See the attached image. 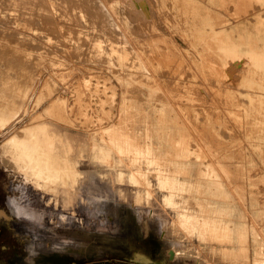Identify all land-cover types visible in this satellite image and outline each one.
I'll use <instances>...</instances> for the list:
<instances>
[{
  "label": "rangeland",
  "instance_id": "374dc122",
  "mask_svg": "<svg viewBox=\"0 0 264 264\" xmlns=\"http://www.w3.org/2000/svg\"><path fill=\"white\" fill-rule=\"evenodd\" d=\"M103 1L107 5L108 9L106 8V11L110 12L107 13L110 14V19L113 18V25L116 27L114 29L112 25L110 29L112 28L118 32L116 33L118 38L121 37V39H118V43L114 41L115 44L113 41L109 44V39L106 40L108 37L105 36L87 37L86 39L84 34L88 32V29L92 33L99 29L97 26L95 27L96 30L94 27L88 28L89 26L86 25H82L83 27L80 25L79 29L69 27L68 23L70 24V22L68 20L76 17L78 12L68 10V8L65 9L56 0H43L41 4L37 1L38 6H45L42 16L47 21H50L48 25L45 22L36 24V21L34 22L36 25H33L34 23L24 24L25 19L35 20L36 14L31 15L27 14L26 11H22L23 15H21L22 13L15 9L18 5H21L19 3L21 1L0 0V29L2 28L0 31H5L3 33L0 32V55L6 59L10 51L16 53V55L21 53V59L25 58V62H22L20 57L16 58L18 55L13 54L11 56V52L8 56L13 58L16 56L14 59L21 61L23 65L26 63L24 66L22 65L23 73L27 74L31 71L33 73L34 71L33 75L36 76L38 74V77L36 76L35 78L37 82L34 81L36 83H34V89L32 87V91L29 94L28 103L25 108L17 113L16 121L11 122L10 119L8 123H4L0 120L2 123H0V211L3 212V215L0 214V264H202L201 262L204 261L202 257L207 255V257L212 255L213 259H209L208 263L204 261L203 264H216V261H218V264H220L219 261L222 264H232L234 262L235 249L237 248L236 243L238 244L237 239L228 238L226 240L224 238L223 240V238L214 236L205 224V220H208V218L215 219L219 217L225 220L229 217L231 220L228 219L230 221L229 225L232 228L239 225L247 227V241L243 240L242 245L247 247V250L244 249L243 251L248 256L252 252L253 247H255V243L249 238L251 237L250 232L257 233L256 236L264 245V80L256 79L257 75H254V65L251 62V56H244L235 52L239 50V48L235 47V44L239 47V44L243 42L241 31L237 30L235 20L237 17L238 19L245 17L244 19L246 20V13L248 17L252 18L251 13L255 12L253 14L260 18L258 20L259 23L256 24L249 20V25L251 29H255L256 32L259 31L258 33L250 32L248 39L250 42L257 40L256 43L264 44V17H262V14L264 16V0H246L248 3L245 0H240L243 3L239 0H232V7L230 6L227 16L224 15L223 9L220 7L219 1L221 2V0H208L209 3L207 0H205V3L203 2L204 0H199L200 3L198 0H195L197 2L188 0L189 5H194H192V8L195 9L196 14L200 13L199 18H201L197 21L201 22L202 26H205L207 22H219L220 17L225 20L227 18V22H234L232 26L235 29L230 31L231 37L229 40L226 34H223L220 30L216 29L218 32H214V22L211 27L207 26L209 23L206 24V29L203 27L205 31L202 27H199L200 30L196 28V26H201L195 22L196 18L191 20V22L185 23L183 21L182 23L178 14H173L180 8L179 5L181 6V4H171V6L167 7L165 0H153L154 2L145 0L148 3V13L152 14L153 12L154 14L151 16L149 13L151 19L148 17L147 21L150 20V28L148 26V30L145 27L146 29H144L145 32L143 33V30L136 25L135 30H133L135 32L132 33L130 25L118 21L116 19L117 14L113 10V7L117 3L121 4L123 0H110V2L113 1L111 4L110 2L107 4L109 0H106L107 2ZM201 1L206 5L204 8ZM235 4L238 6L242 5L243 9L236 7ZM248 5L251 6L249 7ZM247 6L248 9L246 8ZM206 7H210V10ZM251 7L254 11H252ZM155 8L161 16H159ZM244 8H246L245 11ZM166 9H168L167 12ZM181 9L183 8H180V11H182ZM212 9L214 10L212 11ZM218 9L219 11L217 12ZM236 10H240L239 14ZM177 11L179 12V10ZM230 11L233 13L232 15H238L236 17L230 16ZM168 14L170 18H168ZM171 14L173 17H171ZM210 16L213 18L215 16V20H217H211L213 18ZM152 18L156 20H152ZM166 19L169 20L166 22ZM207 19L210 20L208 21ZM8 20L11 21L9 22ZM203 21L207 22L204 23ZM114 23H117L116 25L120 27ZM180 23L183 26L185 24L184 27L188 26L190 28L181 27ZM191 23L196 25L194 29ZM38 24L39 26H37ZM45 26H48V28ZM127 27H129L130 32ZM212 27L214 28L212 29ZM154 28L157 30H153ZM156 31L159 33L157 36L155 34ZM209 31L211 33L214 32L216 36L221 34L220 39L216 41L219 44L215 43L217 38ZM179 32L181 37L177 35ZM7 33L16 34L20 38L22 35V38L28 37L29 40L23 38L26 43L23 41L21 43V38V40H17V43L15 42L16 38L13 37V39L8 36L6 37L9 38L7 43H4L1 39ZM151 33L157 38L155 36L152 37ZM218 33L219 35H217ZM139 34L142 36H139ZM38 35L42 38V41H40L41 39ZM159 35L160 37L164 35V38L161 37L159 39ZM43 36L46 37L44 40ZM117 37L114 35L112 39L115 38L117 41ZM162 38L168 42H164ZM11 39L14 41L12 42ZM135 39L141 40V43L138 41V46ZM211 39L215 44H212ZM83 40L85 42L93 40L92 44H96L85 47ZM146 40H148V43H146ZM29 41H32V44ZM59 41L63 44L59 43ZM142 41H145L143 42L145 43L144 45ZM44 42L46 45L43 44ZM210 42L211 45H209L212 48L209 45V48L207 47ZM39 43L41 46L43 45V49L40 48L42 51L46 52L47 50L46 53L48 51L53 52L50 54L51 56L49 53L46 54L49 55V58L56 59V62L59 61L58 63L63 64V66L54 67L53 69L46 66L44 68V61H40V56L39 61L38 59L35 60L36 56L43 54L40 49V52H38ZM50 43H54V48ZM69 43L73 44L72 48ZM165 43H168V45H164ZM20 44H25L24 46L28 48L25 47V50H30L31 52L35 50L36 56L33 55L34 52H25L24 47ZM35 44L36 46L38 45L37 50L34 47ZM47 44L50 46H47ZM58 44L60 45L59 49L58 47L55 48V45L58 46ZM130 44L132 47H130ZM112 45L113 49L109 48ZM202 45L204 46L202 47ZM67 46L71 48V51H69L70 49ZM30 47L34 48V50ZM76 47H80V49ZM13 48L15 51H13ZM60 48L63 50L60 51ZM84 48L86 49L85 55ZM103 48L107 49V51ZM136 48L140 50L139 52L142 51L140 54L143 56L139 54ZM192 48L197 50L195 51ZM158 51L162 53L161 59H159V54L161 53ZM152 52H156V54H153L155 57L151 58ZM163 53L166 55L163 56ZM195 53H199V55ZM68 54L71 57L67 56ZM46 55L43 56L44 59L48 57ZM146 56L149 57L146 60L153 61L146 62L144 59ZM142 57H144V60ZM156 57L158 58L156 59ZM59 58L63 62H60ZM140 59L142 60L140 61ZM36 61L37 63L39 62V65L42 62L43 67L42 65L39 66ZM100 61H104L102 63L105 65L100 63ZM142 61L146 63L144 64ZM97 63L98 65H96ZM122 63L124 66H135L134 70L129 69L131 74L128 71L124 72L127 66L120 67L119 64ZM159 64L161 65V70L159 69ZM231 64L233 67L228 66ZM143 65L149 68L145 67L146 70ZM142 68L145 69L146 73L150 71V75L157 86L161 84L158 86L159 90L163 93L164 98L167 99L166 101L171 109H173L177 117V124L184 128L186 132L187 141H189L187 146L192 150L191 159H189L187 165L176 164V160L179 158L175 155L172 156L173 153L171 151L167 153V150H164L165 154L163 150L159 151L155 129H152L153 131L150 130L152 132L149 133L148 129L152 122H150V117H146V114L144 115L148 109L143 101L142 92L140 91L141 87L139 88L136 85L137 88H135V84H133V82L136 83V79L142 76L139 73V71H143ZM110 69H113L112 72ZM152 71L155 72V76ZM121 73L122 75H120ZM117 75L120 76L118 77ZM131 75H133V78ZM10 78L12 81L15 78L12 72L10 70L6 71L5 68H0V118H9L10 115L7 108L8 97L6 96V89H3L5 85H9ZM132 79H135V81L132 82ZM122 80L124 81L122 82ZM47 81L54 83V90L50 93L52 95H49L43 102L36 105L34 100L39 96L38 94L46 90L44 86ZM104 85L105 87H110V89L106 88V90H103ZM128 87L129 90L127 89ZM23 90L25 94L27 89L23 88ZM110 90L114 91L116 102L113 106L103 109L100 106L101 98ZM58 98L61 99L59 100ZM129 99L130 101H128ZM134 103L136 104L135 106ZM138 105L139 107L145 106L142 107L143 110H140ZM45 110L48 112H45ZM147 115L149 116V111ZM143 117L147 120H144ZM35 118H38V121L44 126L46 131L54 130L60 132L59 134L62 133L61 139H66V142L73 149L71 158L72 160L74 159L73 162L75 161L74 168H70L69 163L56 158V167L59 172L61 170H69V178H65L64 173H61L59 177L51 174L47 175V173L46 175L34 174L31 171L32 169H30L31 163H29L28 168L30 172L27 167L19 166L21 153L14 147H10L8 140L13 133L19 132L20 128L26 126ZM121 124H123L124 128ZM114 130H117L118 133ZM125 130L127 132L130 130L128 133H131L128 134ZM123 133H125V137ZM147 134L154 137H149ZM127 139H130V141ZM105 142L110 146L112 145V157L110 156L109 160L101 163L93 157L91 146L93 143L97 146H102V143ZM6 150H11V153L9 152L11 156ZM120 150L122 153H120ZM213 150L214 153H212ZM193 151L198 154L195 155L196 157ZM197 151L200 152L198 153ZM3 154L9 158H5L6 156ZM164 155H170V157L167 156L168 159H166ZM200 156L203 158L201 159ZM2 161H4L5 165ZM210 162H214L213 164L217 165V171L223 177V180L229 183V192L233 197L231 206L233 209L235 208L230 216L225 213L224 207L227 205L225 200L221 201V198L218 199L217 197H213V199L211 195L209 200V193L207 195L206 192L202 193L197 187L191 186V181L194 182L199 179L197 171L201 172L205 167H211L209 166L212 165ZM200 167L202 169H199ZM207 196L209 201L206 198ZM215 211H217V215ZM219 211H221L220 215L226 218L218 216ZM224 251H226V254L222 253ZM248 251L250 252L248 253ZM222 254L225 256L223 257ZM227 259L229 261L231 259V261L229 262Z\"/></svg>",
  "mask_w": 264,
  "mask_h": 264
},
{
  "label": "bare ground",
  "instance_id": "6f19581e",
  "mask_svg": "<svg viewBox=\"0 0 264 264\" xmlns=\"http://www.w3.org/2000/svg\"><path fill=\"white\" fill-rule=\"evenodd\" d=\"M13 1H17V2H19V1H21V2H19V3H21V5H18L15 9L16 10H18L19 12H21L22 13V11H26L27 12V14H31V15H34V14H36V18H35V20H31L30 18L29 19H25V22H24V24H33L35 21H36V24L37 23H39V22H42V23H46V25H48V23L50 22L49 20L47 21V19L46 18H43V16H42V14L44 13V10H45V6L43 5H41V6H38V3L39 4H41L42 2H43V0H13ZM37 1H38V3H37ZM55 1V0H54ZM56 1H58L60 4V6H63L65 9L66 8H68V10L70 9V10H73V11H75V12H78V14H77V16L76 17H74L72 20H68V18H66L67 20H68V22H70V24L68 23V25H69V27H73V28H75V29H79V26L81 25H86V26H89L88 28H90V27H94V29H95V27L97 26L99 29H95L96 31H93L92 33H90L89 32V29H88V32H86L84 35H86V39H87V37H99V36H105V37H108V38H106V40H108L109 39V44H111L112 43V41H113V43H114V41L115 42H117L118 43V39L120 38L121 39V37H117L118 36V34H116V33H118V32H116L115 30H113L112 28L110 29V26L112 27V25H113V21H112V19H110V14H108V13H110L109 11H106V4H105V2L103 1V0H56ZM106 1V0H105ZM114 1V0H113ZM113 1H111V2H113ZM192 1H195V0H191V2ZM208 1V0H207ZM210 1V0H209ZM209 1H208V3H209ZM212 1V0H211ZM218 1V0H217ZM240 1V0H239ZM248 1V0H247ZM246 0H245V2H247ZM251 1V0H250ZM256 1V0H255ZM107 2V1H106ZM109 2H110V0L107 2V4H109ZM111 2H110V4H111ZM152 2H154L153 0H152ZM159 2V1H158ZM165 4H167V7H169V6H171V4H175V5H179V4H181V6L179 5V7L180 8H183V9H181L182 11H180V8L179 9H177V10H179V12L176 10V12L175 13H173V14H178V16L180 17V19L182 20V23H183V21H185V23H188V22H191V20H195V18H196V21L195 22H197V24L199 23L197 20H200V18H199V14L200 13H198V15L196 14V11H195V9L194 8H192L194 5L193 4H191V5H189V1L188 0H165ZM195 2H197V1H195ZM198 2H199V0H198ZM204 3H205V0L203 1ZM215 2V1H214ZM213 2V3H214ZM234 2H236V1H234ZM233 2V3H234ZM241 2V1H240ZM240 2H236V3H240ZM245 2H244V4H245ZM194 3V2H193ZM200 3V2H199ZM201 3H202V1H201ZM216 3V2H215ZM219 3H220V7L223 9V12H224V15L225 16H227L228 15V12H229V9H230V6L232 5V0H221V2L219 1ZM241 3H243V2H241ZM240 3V4H241ZM248 3V2H247ZM253 3V2H252ZM121 4H123V5H121ZM121 4H116L114 7H113V10L116 12V14H117V17H116V19H118V21H121V23L122 22H124L125 24H127V25H130V28H131V32L132 33H134L133 32V30H135L134 28H136V25H138V27H140V29L141 30H143L142 32L144 33L145 32V30L144 29H146L148 26H149V24H150V20L149 21H147L149 18L151 19V17H149V13H148V11H147V7H148V3L145 1V0H123V2L121 3ZM155 4V3H154ZM154 4H152V5H154ZM195 4V3H194ZM198 4V3H197ZM211 4V3H210ZM243 4V5H244ZM254 4V3H253ZM256 4V3H255ZM193 5V6H192ZM204 4L202 3V6H203ZM212 5V4H211ZM214 5H216V4H214ZM234 5V4H233ZM236 5V4H235ZM252 5V4H251ZM250 5V6H251ZM257 5H258V3H257ZM19 6H21V7H19ZM198 6V5H197ZM200 6V5H199ZM206 5H204L203 6V8L205 7ZM208 6V5H207ZM213 6V5H212ZM217 6V5H216ZM219 6V5H218ZM238 5H236V7H237ZM249 6V5H248ZM248 6L246 7L247 9H248ZM249 6V7H250ZM254 6V5H253ZM195 7H196V5H195ZM232 7V6H231ZM238 7H240V8H242L243 9V7H242V5H240V6H238ZM172 8H174V7H172ZM176 8H178L177 6H176ZM206 8H208V7H206ZM217 8V7H216ZM219 8V7H218ZM234 8V10L236 9L235 8V6L233 7ZM239 8V9H240ZM246 8H244V11H245V9ZM254 8V7H253ZM257 8H259V7H257ZM256 8V9H257ZM108 9V8H107ZM149 9V8H148ZM157 9H159L158 7H157ZM157 9L155 8V10H156V12H157ZM185 9V10H184ZM209 10H210V7L208 8ZM251 9H252V7H251ZM251 9H249V10H251ZM167 10L168 9H166V12H167ZM174 10V9H173ZM214 9H212V11H213ZM234 10H233V13H234ZM258 10V9H257ZM256 10V11H257ZM152 11V10H151ZM170 11V10H169ZM200 11V10H199ZM199 11H197V12H199ZM206 11V10H205ZM204 11V12H205ZM208 11V10H207ZM211 11V12H212ZM219 11V9L217 10V12ZM237 11V10H236ZM235 11V12H236ZM240 11V10H239ZM239 11H237L238 12V14H239ZM244 11L243 10H241V12H243L244 13ZM247 11V10H246ZM252 11H254V9H252ZM17 12V11H16ZM108 12V13H107ZM162 12V11H161ZM203 12V13H204ZM248 12V11H247ZM158 14H159V12H157ZM210 13V12H209ZM219 13H221V12H219ZM231 13V14H230ZM230 13H229V15L231 16L233 13L230 11ZM251 13V12H250ZM253 13H255V12H252L251 13V15H252V18H250V17H248V15H247V13H246V20L244 19V18H242V19H238V17H237V19L235 20V25H236V28H237V30H240L241 32H240V34H241V37L243 38L242 39V43H240L239 45V47H238V45H236L235 44V47L238 49L239 48V50H237V51H235L236 53H238V54H240V55H244V56H251V62H252V64L254 65L253 66V70H254V75H257V77H256V79H260V80H264V44H262L261 45V43H256L257 42V40L255 41H253V42H250L249 41V36H250V32H254V33H258V31L256 32V30L255 29H251V27H250V25H249V20L250 21H252V22H255L256 24L257 23H259V19L260 18H257V16H255ZM152 14H153V12H152ZM152 14L150 13V15L152 16ZM216 14H218V13H216ZM237 14V15H238ZM241 14V13H240ZM249 14V13H248ZM21 15H23V13L21 14ZM154 15V14H153ZM156 15V14H155ZM215 15V14H214ZM236 15V16H237ZM243 15V14H242ZM245 15V14H244ZM250 15V14H249ZM159 16H161V14H159ZM175 16V15H174ZM202 16H203V14H202ZM208 15H207V13H206V17H207ZM213 16V15H212ZM216 16V15H215ZM214 16V18L213 17H211V18H213V19H211V20H215V18L217 17L218 18V16H216L215 17ZM229 16V17H230ZM232 16H234V15H232ZM236 16H234V17H236ZM14 17V16H13ZM149 17V18H148ZM164 17H166V16H164ZM171 17H173V15L171 14ZM223 17V16H222ZM262 17H264L263 16V14H262ZM6 18H7V15H6ZM26 18V17H25ZM154 18V17H153ZM152 18V20H156V19H153ZM158 18V17H157ZM160 18H163V17H160ZM168 18H170V15L168 14ZM226 18V17H225ZM233 18V17H232ZM56 19V18H55ZM203 19V18H202ZM205 19V18H204ZM231 19V18H230ZM235 19V18H234ZM115 20V19H114ZM158 20V19H157ZM160 20V19H159ZM167 20H169V19H166V22H167ZM171 20V19H170ZM175 20V19H174ZM208 20V19H207ZM210 20V19H209ZM208 20V21H209ZM217 20V19H216ZM215 20V21H216ZM222 20V21H221ZM232 20V19H231ZM6 21V20H5ZM9 21V20H8ZM11 21V20H10ZM9 21V22H10ZM22 21V20H21ZM54 21V20H53ZM57 21H58V19H57ZM116 21V20H115ZM165 21V20H164ZM172 21V20H171ZM176 21V20H175ZM221 21V22H220ZM228 20H227V18H226V20L225 19H222L221 17H220V20H219V22H214V27H212V29L214 28L215 29V31L214 32H218V30H220L223 34H226V37H227V39L229 40V38L231 37V33H230V31H232V30H234L235 28H233V26H232V24H234V22H227ZM230 21V20H229ZM8 22V23H9ZM55 22H56V20H55ZM169 22V21H168ZM172 22H174V21H172ZM177 22H178V20H177ZM179 22H180V20H179ZM194 21H193V23H195ZM204 23L205 22H207V21H203ZM213 22H207L206 24H208L209 23V25H207L208 27H211V25H213ZM193 23H191L192 24V26H193V29H194V26H196V25H193ZM201 23V22H200ZM199 23V25H201ZM14 24V23H13ZM35 23L33 24V25H36ZM115 24V23H114ZM117 24V23H116ZM115 24V25H116ZM124 24V25H125ZM158 24V23H157ZM156 24V25H157ZM165 24V23H164ZM170 24V23H169ZM175 24V23H174ZM181 24V23H180ZM196 24V23H195ZM203 24V23H202ZM206 24H205V26H206ZM20 25V24H19ZM55 25H56V23H55ZM57 25H58V23H57ZM155 25V26H156ZM177 25V24H176ZM175 25V26H176ZM182 25V26H181ZM180 26L181 27H184L185 26V24H184V26H183V24H181ZM186 25H188V24H186ZM3 26V25H2ZM8 26V25H7ZM37 26H39V24L37 25ZM114 26V25H113ZM116 26H119V25H116ZM166 26H167V23H166ZM170 26H171V24H170ZM174 26V27H175ZM178 26V25H177ZM191 26V27H192ZM205 26H196V28L198 29V30H200L199 29V27H205ZM232 26V27H231ZM4 27V26H3ZM6 27V26H5ZM46 28H48V26H45ZM56 27V26H55ZM83 27V26H82ZM120 27V26H119ZM146 27V28H145ZM186 27H188V26H186ZM186 27H184V28H186ZM9 28V27H8ZM34 28H36V27H34ZM68 28V27H67ZM116 27L114 26V29H115ZM128 28V31L130 30L129 29V27H127ZM143 28V29H142ZM148 28H150V26L148 27ZM147 28V29H148ZM152 28V27H151ZM160 28V27H159ZM190 27H188V28H186V29H189ZM2 29V28H1ZM0 29V30H1ZM38 29V28H37ZM37 29H35V30H37ZM57 29V28H56ZM120 29V28H119ZM119 29H117V30H119ZM156 28H154L153 30H155ZM172 29H173V27H172ZM171 29V30H172ZM176 29V28H175ZM182 29V28H181ZM204 29V28H203ZM203 29H201V30H203ZM205 29H206V27H205ZM205 29H204V31H205ZM211 29V28H210ZM216 29H218L217 31H216ZM6 30V29H5ZM12 30H13V28H12ZM11 30V31H12ZM16 30V29H15ZM149 30V29H148ZM157 30V29H156ZM174 30V29H173ZM180 30V29H179ZM179 30H177V31H179ZM185 30V29H184ZM20 31V30H19ZM120 31V30H119ZM159 31V30H158ZM186 31V30H185ZM184 31V32H185ZM193 31V30H192ZM196 31V30H195ZM194 31V32H195ZM1 32V31H0ZM3 32H5V31H3ZM3 32H1V33H3ZM8 32V31H7ZM17 32H18V30H17ZM57 32V31H56ZM71 32V31H70ZM121 32H123V31H121ZM130 32V31H129ZM160 32V31H159ZM198 32V31H197ZM200 32V31H199ZM211 32H212V30H211ZM210 31H209V33H211ZM211 33L212 35H214L215 33ZM16 33V32H15ZM20 33V32H19ZM24 33V32H23ZM22 33V34H23ZM28 33V32H27ZM132 33H130V34H132ZM176 33V32H175ZM196 33V32H195ZM30 34V33H29ZM46 34V33H45ZM119 34H121V33H119ZM149 34V33H148ZM154 34V33H153ZM156 36L159 34L157 31H156ZM174 34V33H173ZM4 35V34H3ZM20 35V34H19ZM114 35H115V37H117L116 39H117V41L115 40V38L114 39H112V37H114ZM135 35H137V34H135ZM147 35V34H146ZM161 35V34H160ZM160 35H159V39L161 38V37H163L164 38V35L163 36H161L160 37ZM178 36H180V32H179V34H177ZM204 35H205V33H204ZM209 35V34H208ZM217 35H219V33L217 34ZM10 37V38H16V41L15 42H17L18 43V41L17 40H21V38H22V35H21V38L18 36V35H16V34H9V33H7V34H5L4 36H2L3 38L1 39V40H3V42L4 43H7V40L9 39V38H6V37ZM19 38H18V37ZM27 36V35H26ZM39 36V35H38ZM42 36V35H41ZM47 36V35H46ZM133 36H134V34H133ZM138 36V35H137ZM137 36H136V38H137ZM139 36H142L141 34H139ZM144 36V35H143ZM149 37H153V36H155V35H152V33H151V36L150 35H148ZM155 36V38H157ZM167 36V35H166ZM175 36V35H174ZM185 36V35H184ZM220 36H221V34L219 35V36H216V35H214V37L215 38H217V40H215V43H217L216 41H218V39H220ZM223 36V35H222ZM31 37V36H30ZM33 37H35V36H33ZM44 37V36H43ZM48 37V36H47ZM125 37V36H124ZM168 37V36H167ZM181 37V36H180ZM179 37V38H180ZM258 37V36H257ZM6 38V39H5ZM13 38V39H14ZM24 39H28V37L26 38V37H23ZM23 38H22V40H21V43H22V41H23ZM36 38H38V37H36ZM39 38H40V36H39ZM46 37H44L43 38V40L45 39ZM100 38H102V37H100ZM134 38H135V36H134ZM139 38V37H138ZM146 38V37H145ZM154 38V39H155ZM162 38V39H163ZM166 38V37H165ZM169 38H170V36H169ZM212 38V37H211ZM223 38V37H222ZM33 39V38H32ZM41 40L40 41H42V38H40ZM57 39V38H56ZM61 39V38H60ZM124 39V38H123ZM143 39V38H142ZM148 39H150V38H148ZM168 39V38H167ZM182 39V38H181ZM224 39V38H223ZM12 40V39H11ZM29 40V39H28ZM53 40V39H52ZM55 40V39H54ZM58 40V39H57ZM71 40V39H70ZM125 40H127V39H125ZM136 40V39H135ZM143 40H145V39H143ZM171 40V39H170ZM14 40H12V42H13ZM36 42H37V40H35ZM82 41V40H81ZM84 41V40H83ZM92 41L93 40H87V42H85L84 41V46L86 47L87 45L88 46H90V45H95V44H92ZM137 41V46H138V41H140V43H141V40H136ZM148 40H146V43H148L147 42ZM150 41H152V40H150ZM159 41H161V40H159ZM163 41H164V39H163ZM167 40H165L164 42H166ZM211 41H212V39H211ZM223 41V40H222ZM14 42V43H15ZM23 42H25L26 43V40L25 41H23ZM28 42V41H27ZM31 44H32V41H29ZM48 42V41H47ZM120 42H121V40H120ZM133 42V41H132ZM143 42H145V41H142V43ZM157 42V41H156ZM168 42V41H167ZM173 42V41H172ZM13 43V44H14ZM30 43H28L30 46H31V44ZM34 43V42H33ZM59 43H62V42H60L59 41ZM65 43V42H64ZM153 43V42H152ZM159 43V42H158ZM157 43V44H158ZM163 43V42H162ZM214 43V41H212V44ZM214 43V44H215ZM221 43V42H220ZM12 44V43H11ZM12 44V45H13ZM16 44V43H15ZM14 44V45H15ZM27 44V45H28ZM43 44H45V42L43 43ZM49 44V43H48ZM47 44V46H50V45H52L53 46V48H54V43H50V45H48ZM55 44H57V43H55ZM63 44V43H62ZM68 44V43H67ZM70 44V43H69ZM115 44V43H114ZM113 44V45H114ZM145 43H143V45H144ZM211 45V42L210 43H208L207 44V47H208V45ZM217 44H219V43H217ZM225 44V43H224ZM233 44V43H232ZM21 46H23L24 47V50L27 48L26 46H24L25 44H20ZM38 45H40V43L38 44ZM37 45V46H38ZM46 45V44H45ZM71 45V44H70ZM76 45H78V44H76ZM98 45V44H97ZM105 45V44H104ZM113 45H112V47H109V48H112L113 49ZM136 45V44H135ZM134 45V46H135ZM147 45V44H146ZM149 45H151V44H149ZM164 45H168V43L166 44H164ZM170 45V44H169ZM209 45V47L210 48H212V46H210ZM19 46V45H18ZM37 46H36V44H35V49L37 48ZM51 46V47H52ZM59 44H58V46H56L55 45V48H57L58 47V49H59ZM72 46H73V44L71 45V48H72ZM83 46V47H84ZM121 46V45H120ZM140 46V45H139ZM158 46H160L159 44H158ZM157 46V47H158ZM172 46V45H171ZM171 46H169V47H171ZM204 45H202V47H203ZM215 46V45H214ZM15 47V46H14ZM23 47H21V48H23ZM26 47V48H25ZM29 47V46H28ZM32 47V46H31ZM30 47V48H31ZM43 47V45L41 46H39L38 47V52H40V50L42 51V48ZM62 47V46H61ZM64 47V46H63ZM68 47V46H67ZM97 47H99V46H97ZM105 47H106V45H105ZM130 47H132L131 46V44H130ZM136 47V46H135ZM142 47V46H141ZM146 47H148V46H146ZM161 47V46H160ZM176 47V46H175ZM174 47V48H175ZM195 47V46H194ZM202 47H200V48H202ZM208 47V48H209ZM17 48V47H16ZM40 48H42V49H40ZM71 48H69L68 47V49H70L69 51H71ZM76 48H79L80 49V47H76ZM115 48V47H114ZM162 48V47H161ZM196 48H197V46H196ZM28 49V48H27ZM32 49V48H31ZM40 49V50H39ZM46 49V48H45ZM85 49V48H84ZM99 49V48H98ZM103 49H105V48H103ZM137 49V48H136ZM136 49H135V51H136ZM141 49V48H140ZM142 49H143V47H142ZM146 49V48H145ZM148 49H149V47H148ZM160 49V48H159ZM176 49H178V48H176ZM175 49V50H176ZM192 49H195V48H192ZM21 50V49H20ZM32 50H34V48L32 49ZM37 50V49H36ZM50 50H52V48H50ZM54 50V49H53ZM57 50V49H56ZM61 50H63L62 48H60V51ZM106 51H107V49H105ZM116 50V49H115ZM138 50V49H137ZM144 50V49H143ZM152 50H154V49H152ZM161 50V49H160ZM163 50V49H162ZM165 50V49H164ZM179 50V49H178ZM197 49H195V51H196ZM201 50V49H200ZM13 51H15L14 50V48H13ZM18 51V50H17ZM23 51V50H22ZM26 51H28V50H25V52ZM30 51V50H29ZM28 51V52H29ZM35 51V50H34ZM33 51V52H34ZM55 51V50H54ZM59 51V52H60ZM66 51V50H65ZM68 51V50H67ZM114 51V50H113ZM140 50H138V52H139ZM147 52H148V50H146ZM156 51H157V49H156ZM180 51V50H179ZM11 52V51H10ZM10 52L8 53V55L10 54ZM21 52V51H20ZM27 52V53H28ZM31 52V51H30ZM33 52H31V53H33ZM37 52V53H38ZM43 52V54L42 55H38V56H36L35 55V52H34V54L33 55H35L36 57H34V58H36L35 60H37L38 59V61H39V56H40V61L42 60V62L44 63V68H45V66L47 67V68H50V69H53L54 67H61V66H63V64L61 65L60 63H58V62H56V59L54 60L53 58H49V55L50 54H52L51 52H49L48 51V53H49V55H46V54H48V53H46L47 52V50H46V52H44V51H42ZM41 52V53H42ZM55 52H58V51H55ZM64 52V51H63ZM85 52H86V49L84 50V55H85ZM123 52V51H122ZM142 52V51H141ZM141 52H139V54L141 53ZM147 52H145V53H147ZM151 52V51H150ZM149 52V53H150ZM158 52H160L161 53V51H158ZM178 52V51H177ZM193 52H194V50H193ZM202 52V51H201ZM19 53V52H18ZM30 53V54H31ZM40 53V54H41ZM69 53V52H68ZM11 56H13V54L14 55H16V53H12L11 52ZM21 54V53H20ZM19 54V55H20ZM29 54V53H28ZM27 54V56L29 57V55ZM81 54V53H80ZM134 54H135V52H134ZM143 54V53H142ZM153 54H156V52L154 53V52H152V56H151V58L152 57H155V55H153ZM158 54V53H157ZM187 54V53H186ZM196 54V53H195ZM7 55V58L6 59H4L1 55H0V68L1 69H3V68H5L6 69V71H8V70H10L11 72H12V74H13V76L15 77V78H13V81L11 80V78L9 79V85H3L4 87H3V89H6L5 91H6V93H7V97H8V100H7V103H8V112H9V118L8 117H5V118H0V120L1 121H3L4 123H8V121H10V119H11V122H13V121H16V119H17V113L20 111V110H22L23 108H25V106L27 105V103H28V99H29V94H30V92L32 91V87L33 86H35L34 85V83L35 82H37V81H35V78H36V76L38 75V74H36V76L35 75H33L34 74V71H33V73H31V72H29V73H23V70H22V68H23V66L26 64H21V61L22 62H25L24 60H25V58H22L21 59V55L19 56L18 54V56L16 57V56H14V58L16 57V58H19L20 57V60L21 61H18L17 59H14L13 57H11V56H8ZM48 56V57H45V59L43 58V56ZM56 55H57V53H56ZM71 55H72V53H71ZM136 55H138L137 53H136ZM141 55V54H140ZM146 55H148V54H146ZM150 55V54H149ZM162 55V53L161 54H159V59H161V56ZM166 54H164L163 53V56H165ZM196 55H199V53L198 54H196ZM32 56V55H31ZM51 56V55H50ZM53 56H55V55H53ZM52 56V57H53ZM58 56H59V53H58ZM67 56H70L69 54L67 55ZM139 56V55H138ZM141 56H143V55H141ZM158 56V55H157ZM27 57V58H28ZM56 57V56H55ZM71 57V56H70ZM73 57H74V55H73ZM118 57V56H117ZM31 58V57H30ZM33 58V57H32ZM61 58V57H60ZM60 58L58 59V60H60ZM105 58V57H104ZM103 58V59H104ZM139 58H141V57H139ZM144 57H142V59H143ZM147 58H149L148 56H146V58H144L145 60L147 59ZM158 57H156V59H157ZM164 58V57H163ZM72 59V58H71ZM142 59H140V61L142 60ZM143 59V60H144ZM154 59V58H153ZM155 59V60H156ZM34 60V59H33ZM62 60V59H61ZM60 60V62H63V61H61ZM75 60V59H74ZM77 60V59H76ZM107 60V59H106ZM115 60V59H114ZM121 60V59H120ZM125 60V59H124ZM241 60H243V59H241ZM5 63H4V62ZM30 62H32L31 60H29ZM147 61H149V62H151V61H153V60H146V62ZM158 61V60H157ZM211 61H213V60H211ZM237 61V60H236ZM245 61H246V59H245ZM41 62V63H42ZM90 62V61H89ZM102 62H104V61H102ZM101 61H100V63H102ZM117 62V61H116ZM115 62V63H116ZM124 62V61H123ZM139 62V61H138ZM143 62V61H142ZM145 62V63H146ZM148 62V63H149ZM218 62V61H217ZM228 62V61H227ZM238 62V61H237ZM243 62H244V60H243ZM36 63H37V61H36ZM39 63V62H38ZM37 63V64H38ZM40 63V65H42ZM99 63V62H98ZM98 63L96 64V65H98ZM114 63V64H115ZM144 63V62H143ZM144 63V64H145ZM236 63V62H235ZM239 63V62H238ZM103 64V63H102ZM142 64V63H141ZM150 64V63H149ZM155 64V63H154ZM153 64V65H154ZM219 65H220V63H218ZM233 65H234V63H232ZM232 64L231 65H228V66H232ZM247 64H249V63H247ZM23 65V66H22ZM39 65V64H38ZM39 65V66H40ZM103 65H105V64H103ZM116 65H117V63H116ZM120 65V67L121 66H124V64L122 63V64H119ZM210 65V64H209ZM115 66V65H114ZM125 66H127V68H125V71L124 72H126V71H128L129 73H130V71H129V69H133L134 70V68H135V66H132V65H125ZM124 66V67H125ZM155 66H157L156 64H155ZM159 66V69L161 70V68H160V64L158 65ZM240 67H241V65H239ZM242 66H243V64H242ZM42 67H43V65H42ZM104 67V66H103ZM112 67V66H111ZM117 67V66H116ZM143 67L145 68L146 66L145 65H143ZM148 67V66H147ZM146 67V68H147ZM222 67V66H221ZM229 67V68H230ZM233 67V66H232ZM235 67V66H234ZM237 67V66H236ZM244 67V66H243ZM105 68L107 69V67L105 66ZM114 68V67H113ZM145 68V69H146ZM149 68V67H148ZM150 68H152V67H150ZM226 68V67H225ZM119 69V68H118ZM118 69H117V71H118ZM145 69H143L142 68V70L143 71H139V73H141V77L140 78H138V79H136V83H137V80H138V83L136 84L135 82H133V81H135V79H132V82H133V84H135V88H137L136 87V85L137 86H139V88L141 89L140 91L142 92V97H143V101L145 102V105H146V107H147V109H148V111H149V116L147 115V113H148V111H147V113H144V112H142V113H144V115L146 114V117H150V119H151V121L150 122H152L151 123V126H150V128L149 127H146V128H149L148 130H149V133L150 132H152L153 130L152 129H155L154 131H156V135H157V147H158V149H159V151H162L163 150V152H164V150H167V153H168V151H171L173 154H172V156L173 155H175V156H177L179 159L178 160H176L177 162H176V164H179V165H187V163H188V161H189V159H191L190 157H191V155H192V150H190L188 147L189 146H187V143L189 142V141H187V135H186V132H185V130H184V128H181L180 127V125H178L177 124V117H176V115L174 114V111H173V109H171V107H170V105L167 103V99L166 98H164V95H163V93L159 90V85H161V84H158V86L155 84V81H153V78H152V76L150 75V71H148V73H146L145 72ZM158 69V70H159ZM222 69V68H221ZM246 69V68H245ZM113 70V69H112ZM112 70L110 69V71L112 72ZM123 70V69H122ZM122 70H120L121 72H122ZM147 70V69H146ZM153 70V69H152ZM252 70V71H253ZM156 71H157V67H156ZM232 71H233V68H232ZM231 71V72H232ZM114 72H116L115 70H114ZM113 72V73H114ZM123 72V73H124ZM128 72H127V74H128ZM131 72H133V71H131ZM152 72H154V71H152ZM159 72V71H158ZM112 73V74H113ZM118 73V72H117ZM135 73V72H134ZM133 73V74H134ZM138 73V74H139ZM119 74V73H118ZM131 74V73H130ZM137 74V73H136ZM154 76H155V72L154 73H152ZM159 74V73H158ZM61 75V74H60ZM115 75V74H114ZM120 75H122V73L120 74ZM119 75V76H120ZM116 76V75H115ZM118 76V75H117ZM118 76V77H119ZM125 76H126V74H125ZM153 76V77H154ZM38 77V76H37ZM122 78H126V77H123V76H121ZM131 77L133 78V75H131ZM130 77V78H131ZM136 77H137V75H136ZM135 78V77H134ZM155 79H156V77H154ZM127 79H128V77H127ZM159 79V78H158ZM36 80H38V79H36ZM35 81V82H34ZM124 80H122V82H123ZM157 81V80H156ZM160 81V80H159ZM158 81V82H159ZM163 81V80H162ZM46 83V84H45ZM44 84H45V86L44 87H46V90H44V91H42V93H40V94H38L39 96L37 97V98H35V100H34V103L37 105V104H40L41 102H43V100H45L46 99V97H48L49 95H50V93L51 92H53V90H54V83L52 82V81H47V82H45ZM130 83H131V81H130ZM36 84V83H35ZM128 84V83H127ZM163 84V83H162ZM132 85V84H131ZM130 87V86H129ZM129 87L127 88L128 90H129ZM162 87V86H161ZM23 88H26L27 89V91H26V93L24 94V90H23ZM43 88V87H42ZM106 88H108V89H110V87H105V85H104V88H103V90H106ZM138 88V89H139ZM33 89H34V87H33ZM45 89V88H44ZM137 89V90H138ZM125 90H126V88H125ZM131 90V89H130ZM136 90V91H137ZM133 91V90H132ZM132 91H130V92H132ZM135 91V92H136ZM40 92V91H39ZM106 92V91H105ZM137 93V92H136ZM52 95V94H51ZM50 95V96H51ZM141 97V96H140ZM140 97H139V99H140ZM141 97V98H142ZM59 100L61 99V98H58ZM128 101H130V99L128 100ZM138 101V100H137ZM116 102V99H115V93H114V91L113 90H110V91H108V92H106L105 94H104V96L101 98V102H100V106L103 108V109H106V108H109V106L111 107V106H113L114 105V103ZM139 102H140V100H139ZM143 102V103H144ZM125 102H123V104H124ZM128 103V102H127ZM141 103V102H140ZM121 104V103H120ZM139 104V103H138ZM125 105H126V103H125ZM130 105H131V103H130ZM136 104L134 103V106H135ZM139 105H141V104H139ZM139 105H138V107H139ZM143 105V104H142ZM144 105V106H145ZM133 106V105H132ZM144 106H142V107H144ZM49 107V106H48ZM48 107H47V110H48ZM122 107V106H121ZM124 107V106H123ZM137 107V106H136ZM136 107H133V108H135V109H137ZM142 107H139L140 108V110H143V108ZM138 108V109H139ZM29 109V108H28ZM47 110H45V112L47 111ZM26 111V110H25ZM107 111H108V109H107ZM134 111H137V110H134ZM145 111H146V109H145ZM48 112V111H47ZM53 112V111H52ZM21 113H23L22 111H21ZM109 113H110V111H109ZM43 114H44V112H43ZM22 115V114H21ZM27 115V114H26ZM108 115H110V114H108ZM145 117V116H144ZM143 117V119L145 120L146 118H144ZM142 118V117H141ZM134 119V118H133ZM142 119V121H144ZM147 120V119H146ZM123 121H124V119L122 120V123H123ZM140 121V120H139ZM145 122V121H144ZM149 122V121H148ZM1 123V122H0ZM4 123H3V125H4ZM125 123V122H124ZM2 124V123H1ZM0 124V125H1ZM122 126H123V124H121ZM125 125V124H124ZM147 125V124H146ZM153 125V126H152ZM120 126V125H119ZM145 126V125H144ZM147 126H149V125H147ZM153 127V128H152ZM121 128V127H120ZM123 128H124V126H123ZM145 128V129H146ZM116 129V128H115ZM117 129H119V128H117ZM126 130H127V128H125ZM125 130V131H126ZM132 130V129H131ZM150 130H152V131H150ZM114 131H117V130H114ZM119 131H120V129H119ZM124 131V130H123ZM130 131V130H129ZM128 131V132H129ZM122 132V131H121ZM127 132V131H126ZM127 132V133H128ZM139 132V131H138ZM148 132V131H147ZM60 132H58V131H54V130H51V131H46V129H44V126L38 121V118H35L32 122H30V123H28L26 126H24V127H22V128H20L19 129V132H15V133H13L11 136H10V139L8 140V142L10 143V147H14L16 150H18V151H20V162L18 163L19 164V166H22V167H27V170H28V168H29V163H31V165H30V169H32L31 171L34 173V174H41V175H46V173H47V175L48 174H51V175H53V176H55V177H59L60 176V174L61 173H64L65 174V178L67 177V178H69L70 177V175L68 174L69 173V170L68 171H63V170H61L60 172H59V169L56 167V158H58L59 160H62V161H64L65 163H69V167L71 168H74V162H73V160H72V158H71V155L73 154V149L71 148V146L66 142L67 140L65 139H61V137L63 136V134L61 133V134H59ZM117 133H118V131H117ZM116 133V134H117ZM131 133V132H130ZM130 133H128V134H130ZM125 133H123V135H124ZM128 134H127V137H128ZM146 134V133H145ZM152 134V133H151ZM154 134V133H153ZM155 134H154V136H155ZM117 135H120V134H117ZM122 135V134H121ZM132 135V134H131ZM130 135V136H131ZM136 135V134H135ZM139 135V134H138ZM149 135V137L151 136L150 134H147V136ZM114 136V135H113ZM130 136H129V138H130ZM140 136V135H139ZM146 136V137H147ZM154 136H151V137H154ZM115 137H116V135H115ZM114 137V138H115ZM120 137V136H119ZM123 137V136H122ZM124 137H125V135H124ZM149 137H147V138H149ZM114 138H112V139H114ZM117 138H118V136H117ZM126 139V138H125ZM115 140H116V138H115ZM128 140V139H127ZM133 140V139H132ZM144 140V139H143ZM142 140V141H143ZM6 141V140H5ZM118 141V140H117ZM120 141V140H119ZM123 141V140H122ZM128 141H130V139L128 140ZM112 142H113V140H112ZM115 142V141H114ZM121 142V141H120ZM119 143V142H118ZM128 143V142H127ZM126 143V144H127ZM130 143V142H129ZM148 144V143H147ZM114 145V144H113ZM131 145V144H130ZM136 145H137V143H136ZM112 146V145H111ZM111 146L110 145H108V144H106V142L105 143H102V146H97V145H95L94 143L92 144V146H91V149H92V154H93V157L97 160V161H99V162H101V163H103V162H105V161H107V160H109V158H110V156H111V153H112V148H111ZM120 146V145H119ZM125 147H126V145H125ZM141 147V146H140ZM139 147V148H140ZM132 148V147H131ZM144 148V147H143ZM148 148V147H147ZM191 148H193V147H191ZM120 149V148H119ZM128 149V148H127ZM137 149H138V147H137ZM151 149V148H150ZM12 150V149H11ZM11 150H9V151H7L8 153L11 151ZM122 150V149H121ZM121 150H120V153H122L121 152ZM134 150V149H133ZM132 150V151H133ZM152 150V149H151ZM150 150V151H151ZM193 150H194V148H193ZM13 151V150H12ZM125 151H127V150H125ZM137 151V150H136ZM146 151H147V149H146ZM149 151V150H148ZM156 151H158V150H156ZM170 152V153H171ZM194 152V151H193ZM198 153L200 152V151H197ZM5 153V152H4ZM7 153V154H8ZM11 153V152H10ZM9 153V154H10ZM128 153V152H127ZM130 153H132V152H130ZM136 153V152H135ZM151 154H152V152H151ZM154 154V153H153ZM164 154H165V152H164ZM4 156H6L5 154H3ZM18 155V154H17ZM156 155H157V153H156ZM195 155H198V154H195V152H194V156ZM9 156V155H8ZM10 156H11V154H10ZM134 156V155H133ZM160 156V155H159ZM165 156V155H164ZM168 156V155H167ZM167 156H165L166 157V159H168L167 158ZM112 157V156H111ZM144 157V156H143ZM152 157V156H151ZM156 157H158V156H156ZM168 157H170V155L168 156ZM196 157V156H195ZM201 157V156H200ZM5 158H9V157H5ZM4 158V159H5ZM11 158V157H10ZM18 158V157H17ZM131 158V157H130ZM203 157H201V159H202ZM140 159V158H139ZM154 159H156V158H154ZM172 159V158H171ZM176 159V158H175ZM174 159V160H175ZM182 160V161H181ZM194 160V159H193ZM204 160H205V158H204ZM5 161V160H4ZM4 161H2V163L4 162ZM14 161V160H13ZM23 161V162H22ZM202 161V160H201ZM10 162V161H9ZM139 162V161H138ZM136 163V162H135ZM134 163V164H135ZM190 163H192V162H190ZM194 163V162H193ZM196 163V162H195ZM199 163V162H198ZM4 165H5V163H3ZM13 164V163H12ZM138 164V163H137ZM17 165V164H16ZM192 165H195V164H192ZM191 165V166H192ZM199 165V164H198ZM198 165H197V168H198ZM8 166V165H7ZM136 166V165H135ZM152 166V165H151ZM17 167V166H16ZM141 167V166H140ZM166 167V166H165ZM67 168V167H66ZM196 168V169H197ZM199 169H202L201 167L199 168ZM15 170H17V169H15ZM18 170H20V169H18ZM22 170V169H21ZM25 170V169H24ZM23 170V171H24ZM26 170V172H28ZM171 170V169H170ZM175 170V169H174ZM188 170V169H187ZM198 170V169H197ZM196 170V171H197ZM150 171H151V169H150ZM153 171V170H152ZM176 171V170H175ZM193 171V170H192ZM30 172V171H29ZM136 172H137V170H136ZM142 172V171H141ZM171 172V171H170ZM185 172V171H184ZM151 173V172H150ZM183 173V172H182ZM197 173H199V176H197V177H199L200 178V180L201 181H199V180H196V186H194V187H197V189L198 190H200V191H202V193L203 192H206V194L208 195V193H209V200H210V195L212 196V198L214 197V198H218V199H220L221 198V201H223V200H225L226 202H227V205H226V207H224L225 208V213H226V215H228V216H230V214H231V212H232V210H233V212H234V209H233V207L231 206V204H232V200H230L229 198H228V195H227V193L225 192V190H224V188L222 187V185H221V183L220 182H218V180H217V174H216V172H215V170L212 168V167H205L204 168V170L203 171H197ZM27 174V173H26ZM145 174H147V173H145ZM195 174V173H194ZM25 175V174H24ZM28 175V174H27ZM26 175V176H27ZM176 175V174H175ZM190 175V174H189ZM33 176V175H32ZM31 176V177H32ZM120 176V175H119ZM165 176V175H164ZM169 176V175H168ZM181 176H182V174H181ZM192 176V175H191ZM190 176V177H191ZM45 177V176H44ZM175 177V176H174ZM28 178V177H27ZM33 178V177H32ZM35 178V177H34ZM42 178V177H41ZM121 178V177H120ZM132 178V177H131ZM153 178V177H152ZM162 178V177H161ZM160 178V179H161ZM185 178V177H184ZM122 179V178H121ZM145 179V178H144ZM168 179V178H167ZM169 179H170V176H169ZM172 179H174V178H172ZM25 180H26V177H25ZM30 180V179H29ZM35 180V179H34ZM71 180V179H70ZM146 180V179H145ZM33 181V180H32ZM36 181V180H35ZM34 181V182H35ZM39 181V180H38ZM38 181H37V183H38ZM173 181V180H172ZM223 181V180H222ZM44 182V181H43ZM184 182V181H183ZM161 183V182H160ZM171 184H173V183H171ZM178 184V183H177ZM188 184V183H187ZM38 185V184H37ZM42 185V184H41ZM47 185V184H46ZM159 185V184H158ZM39 186V185H38ZM183 186H184V184H183ZM161 188V187H160ZM179 188V187H178ZM177 188V189H178ZM176 189V188H175ZM228 189V188H227ZM164 190V189H163ZM184 191V190H183ZM182 191V192H183ZM189 194V193H188ZM179 195V194H178ZM181 195V194H180ZM185 195V194H184ZM203 195V194H202ZM200 196V195H199ZM204 196V195H203ZM207 198V200H208V196L206 197ZM211 198V199H212ZM213 198V199H214ZM182 199V198H181ZM217 199V200H218ZM172 200H173V197H172ZM208 200V201H209ZM217 200H216V202H217ZM188 201V200H187ZM212 201V200H211ZM184 202V201H183ZM203 202V201H202ZM234 202V201H233ZM176 203V202H175ZM201 203V202H200ZM217 204V203H216ZM218 204H219V200H218ZM208 205H210V204H208ZM206 207V206H205ZM219 207V206H218ZM197 209V208H196ZM208 209V208H207ZM217 210H218V208H216ZM202 210V209H201ZM209 210V209H208ZM197 211V210H196ZM211 211V210H210ZM223 211V210H222ZM192 212V211H191ZM201 212V211H200ZM213 212H214V210H213ZM216 212L217 211H215V214H216ZM221 211H219L218 213H219V215L218 216H223V215H220L221 213H220ZM0 214L1 215H3V212H1L0 211ZM212 214V213H211ZM217 215V214H216ZM242 215V214H241ZM217 216V217H218ZM3 217H5V216H3ZM192 217H193V215H192ZM208 217V216H207ZM224 217V216H223ZM189 218H191V217H189ZM215 218V217H214ZM224 218H226V217H224ZM243 218V217H242ZM227 220H225V219H221V217H219V218H215V219H213V218H208V220H205V224L207 225V227H209V230H210V232L212 233V234H214V236H217V237H220V238H223V240H224V238H226V240L228 239V238H231V239H233L234 240V238H236L237 239V242H238V244L236 243V245H237V248L234 246V248H236L235 250H236V252L233 254L234 255V262L232 263V264H240V262H242V264L243 263H245V264H264V245L259 241V239H258V236H256V234L252 231V232H250V236L251 237H249L250 238V240H252L254 243H255V247H253V250H252V252L249 254V255H251L250 257H249V255L247 256L246 255V252L245 251H243L244 249H246L247 247L245 246V245H242V243H243V240H245V241H247V239H246V237H247V230H246V228L243 226V225H239V226H236V227H234V228H232L230 225H229V223H230V218L228 217V218H226ZM230 221H229V220ZM241 219V218H240ZM196 220V219H195ZM199 220V219H198ZM189 221V220H188ZM194 221V220H193ZM192 221V223H194ZM240 221V220H239ZM242 221V220H241ZM199 224V223H198ZM188 226V225H187ZM233 226V225H232ZM199 227V226H198ZM186 229V228H185ZM184 229V230H185ZM182 230V229H181ZM190 230V229H189ZM198 230V229H197ZM182 232V231H181ZM198 232V231H197ZM205 233V232H204ZM183 234V233H182ZM190 235H191V233H190ZM184 238H185V236H184ZM213 238H215V237H213ZM194 239V238H193ZM216 239H218V238H216ZM220 240V239H219ZM262 240V239H261ZM264 241V240H263ZM231 243H233L232 241H231ZM245 243V242H244ZM186 244V243H185ZM246 244V243H245ZM234 245V244H233ZM247 245V244H246ZM248 246V245H247ZM220 247V246H219ZM252 247V246H251ZM230 248V247H229ZM222 250V249H221ZM231 250V249H230ZM247 250V249H246ZM250 250V249H249ZM225 252V253H224ZM224 252H222L223 254H226V251H224ZM227 252H229L228 250H227ZM232 252V251H231ZM250 251H248V253H249ZM173 253V252H172ZM190 253H192V252H190ZM204 253V252H203ZM219 253H221V252H219ZM217 254H218V252H217ZM222 254V255H223ZM193 255V254H192ZM210 255V254H209ZM215 255H216V253H215ZM208 256V255H207ZM207 256H204V257H202V259L204 260V261H206L207 263H208V260L209 259H211L213 256L211 255V256H209V257H207ZM220 256V255H219ZM219 256H218V259H219ZM225 255H223V257H224ZM178 257V256H177ZM216 257H217V255H216ZM221 258H222V256H220ZM249 257V258H248ZM226 258V257H225ZM228 258H230V257H228ZM213 259V258H212ZM224 259V258H223ZM220 260V259H219ZM228 260V259H227ZM226 260V261H227ZM242 260V261H241ZM203 261V262H204ZM214 261V260H213ZM229 261V260H228ZM228 261H227V263H228ZM230 261H231V259H230ZM229 261V262H230ZM203 262H201L202 264H203ZM218 261H216V264H218L217 263ZM220 262V264H222V262L221 261H219ZM224 262V261H223ZM225 263V262H224ZM200 264V263H199ZM206 264V263H205ZM215 264V263H214ZM226 264V263H225Z\"/></svg>",
  "mask_w": 264,
  "mask_h": 264
},
{
  "label": "crops",
  "instance_id": "0c3cea01",
  "mask_svg": "<svg viewBox=\"0 0 264 264\" xmlns=\"http://www.w3.org/2000/svg\"><path fill=\"white\" fill-rule=\"evenodd\" d=\"M215 148V147H214ZM240 149H241V147H240ZM237 151V150H236ZM210 153H211V151H210ZM212 153H214V150H213V152ZM214 163V162H213ZM212 162H210V164H212V165H209V166H211L214 170H215V172H216V174H217V180H218V182H220L221 183V185H222V187L224 188V190H225V192L227 193V195H228V198L230 199V200H232L233 199V197L231 196V193L229 192V189H230V187H229V183L228 182H225L224 180H223V177L219 174V172L217 171V165L216 164H213ZM228 167V166H227ZM199 181H201L200 180V178L198 179ZM223 180V181H222ZM192 185V187H194V186H196V181H191L190 182ZM228 188V189H227Z\"/></svg>",
  "mask_w": 264,
  "mask_h": 264
},
{
  "label": "flooded vegetation",
  "instance_id": "af4514ba",
  "mask_svg": "<svg viewBox=\"0 0 264 264\" xmlns=\"http://www.w3.org/2000/svg\"><path fill=\"white\" fill-rule=\"evenodd\" d=\"M16 223V222H15ZM20 234H23V233H21L20 231H18Z\"/></svg>",
  "mask_w": 264,
  "mask_h": 264
}]
</instances>
